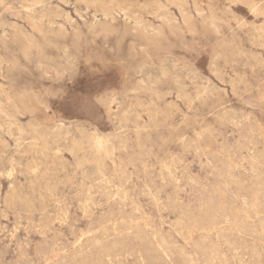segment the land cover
I'll return each mask as SVG.
<instances>
[{"label":"rangeland","instance_id":"374dc122","mask_svg":"<svg viewBox=\"0 0 264 264\" xmlns=\"http://www.w3.org/2000/svg\"><path fill=\"white\" fill-rule=\"evenodd\" d=\"M0 264H264V0H0Z\"/></svg>","mask_w":264,"mask_h":264},{"label":"bare ground","instance_id":"6f19581e","mask_svg":"<svg viewBox=\"0 0 264 264\" xmlns=\"http://www.w3.org/2000/svg\"><path fill=\"white\" fill-rule=\"evenodd\" d=\"M252 5V4H251ZM193 6V5H192ZM26 8V7H25ZM18 9V8H17ZM52 11V10H51ZM197 14V13H196ZM65 16V15H64ZM114 16V15H113ZM128 17V16H127ZM96 19H97V17H96ZM110 19H112V18H110ZM114 20V19H113ZM67 21V20H66ZM119 21V20H118ZM134 21V20H133ZM26 22H28V21H26ZM127 22V21H126ZM133 23V22H132ZM52 24H53V22H52ZM110 25V27H116V23H115V20L114 21H111L110 23H109ZM139 24V23H138ZM12 28H14V27H12ZM33 28H34V30L35 31H37V32H39V33H42L43 32V29H42V27L41 26H38L37 24H33ZM139 28L140 27H136V28H134V30L137 32V33H139L140 32V30H139ZM11 29V28H10ZM257 34V33H256ZM21 39L23 40V42H24V44H25V46H24V53L25 54H28V53H30L31 52V50L33 49V48H35L36 47V38L32 35H28L27 33H24V34H22V36H21ZM145 48V47H144ZM63 54V53H62ZM228 81V80H227ZM104 137V136H103ZM94 143H95V141H93ZM103 144V143H102ZM104 146V145H103ZM251 146V145H250ZM194 153V152H193ZM242 200V199H241ZM227 218H229V217H227ZM59 220V219H58ZM47 230V229H46ZM222 231V230H221ZM120 233V232H119ZM134 235V234H133ZM118 236H119V234H118ZM80 239V238H79ZM17 247V246H16ZM159 248V247H158ZM160 250V249H159ZM87 251V250H86ZM165 256V255H164ZM166 258V257H165Z\"/></svg>","mask_w":264,"mask_h":264}]
</instances>
